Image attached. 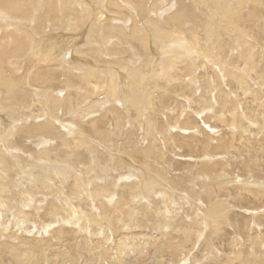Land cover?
Here are the masks:
<instances>
[{
  "label": "bare ground",
  "instance_id": "obj_1",
  "mask_svg": "<svg viewBox=\"0 0 264 264\" xmlns=\"http://www.w3.org/2000/svg\"><path fill=\"white\" fill-rule=\"evenodd\" d=\"M231 2L0 0V264H264V0Z\"/></svg>",
  "mask_w": 264,
  "mask_h": 264
},
{
  "label": "rangeland",
  "instance_id": "obj_2",
  "mask_svg": "<svg viewBox=\"0 0 264 264\" xmlns=\"http://www.w3.org/2000/svg\"><path fill=\"white\" fill-rule=\"evenodd\" d=\"M231 4L233 5L234 3L233 2H231ZM233 9H234V11H232V12H229L228 14H224V13H222V14H218L217 16H220V17H224V16H226V20H229V19H237V17L234 15V13L236 12V11H240V10H242V9H247L248 8V0H240V2H239V4H237V5H233V7H232ZM197 9H198V7H197ZM199 11H201L200 9H199ZM204 13H205V15L206 16H208V14L205 12V11H203ZM214 19H216V17L214 18ZM238 21V22H237ZM236 23L238 24V26H239V28H243V30H247V28H248V24L244 21V20H236ZM219 25H221V24H219ZM232 25H234L235 26V23H233ZM255 25H256V22H255ZM229 26H231V25H229ZM246 28V29H245ZM222 31V30H221ZM85 32H88L87 30L85 31ZM199 36L202 38V36H204V34H202V33H199ZM199 37V38H200ZM202 42V43H201ZM200 44L204 47L205 45H206V43H205V41L204 40H201L200 41ZM125 91V90H124ZM126 92V91H125ZM132 94H127V95H125L124 97H126V98H130V96H131ZM161 100H162V103L163 102H166V99H165V96L163 95V96H161ZM193 103H195V102H193ZM159 105V104H158ZM161 105H163L164 106V104H161ZM195 105H197L196 103H195ZM169 107H171L169 104H168V107H166V108H169ZM125 155H128V154H125ZM186 159V158H185ZM180 162H185L184 161V159H178ZM127 161H128V159H127ZM179 168V172H174V173H172L173 175H176V177H174L175 179H179V180H181L182 182H185V185L186 186H188L187 185V183H188V181H190V184H193V182H192V180H194L193 178H194V176H192V175H190V173L189 172H187V170H185L184 169V166H181V167H178ZM182 173H184V175L182 174ZM180 176V178L178 177V176ZM183 175V176H182ZM187 176V177H186ZM191 180H190V179ZM188 179V180H187ZM191 187V188H190ZM184 188H185V186H184ZM186 188H190V189H192L193 190V193L192 194H196V195H198V193H199V195L198 196H202V193H201V191H200V189H199V186H198V184H197V182H196V185L193 187V186H188V187H186ZM190 189H188V190H190ZM214 189V188H213ZM184 198H186L185 196L186 195H183V194H181ZM180 202H181V199H180ZM183 203V202H182ZM228 205V206H227ZM226 206L228 207V208H231L232 209V211L231 212H233V213H231V216H234V215H236L237 214V212H239L240 211V207L239 206H237V205H235V206H231V204H230V202L227 204ZM199 206L202 208V211L200 210L199 211V213L200 214H203V212H205L204 211V209L205 208H203V207H205L204 205H202L201 203L199 204ZM244 213L246 212V211H243ZM213 215L215 214V215H217V216H220L218 213H212ZM223 227H226V225H224ZM147 232H153V231H150V230H147ZM252 235V234H251ZM250 235V236H251ZM226 236V237H225ZM229 237V238H228ZM229 240V239H231L232 238V236L230 235V234H228V233H226V234H224V236H223V241H220L219 239H215V241L212 243V244H217L216 246L215 245H212L211 243H209L210 241H201V243H199V244H196L195 246H196V248H195V250H197V251H193V254L194 255H197V256H202L204 253L206 254V255H209V254H211V253H217V254H222V255H230V253H233L234 251L233 250H235L234 248H229V247H226V245H227V243H229V241L227 240V239ZM204 242V243H203ZM227 242V243H226ZM221 243H223L222 245H221ZM210 244H211V246H210ZM199 245V246H198ZM224 245H225V247H224ZM205 246H206V250H205ZM210 248H209V247ZM220 246H222V247H220ZM199 247H201V248H199ZM212 247H214L213 249H212ZM199 248V249H198ZM224 248V249H223ZM210 249V250H209ZM231 249V250H230ZM204 250H205V252H204ZM207 250H209L208 252H207ZM230 251V252H229ZM210 252V253H209ZM249 252H250V250H249ZM208 253V254H207ZM225 253V254H224ZM245 253H246V250H245ZM200 254V255H199ZM232 255V254H231ZM204 256V255H203ZM37 264V263H36Z\"/></svg>",
  "mask_w": 264,
  "mask_h": 264
}]
</instances>
